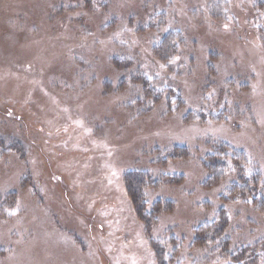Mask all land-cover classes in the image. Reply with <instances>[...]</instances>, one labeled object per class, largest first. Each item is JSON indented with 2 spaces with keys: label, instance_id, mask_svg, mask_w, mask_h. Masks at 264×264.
Wrapping results in <instances>:
<instances>
[{
  "label": "rangeland",
  "instance_id": "374dc122",
  "mask_svg": "<svg viewBox=\"0 0 264 264\" xmlns=\"http://www.w3.org/2000/svg\"><path fill=\"white\" fill-rule=\"evenodd\" d=\"M0 264H264V0H0Z\"/></svg>",
  "mask_w": 264,
  "mask_h": 264
},
{
  "label": "trees",
  "instance_id": "16d2710c",
  "mask_svg": "<svg viewBox=\"0 0 264 264\" xmlns=\"http://www.w3.org/2000/svg\"><path fill=\"white\" fill-rule=\"evenodd\" d=\"M224 152H226V150L222 148V149L218 150L216 153H213L211 155H207L206 156V158H207L206 160H208L207 169H208L209 173L211 174V177L210 178H214L212 176H216L217 173H222L224 171L223 170L224 169L223 164H221V162L218 161L219 157L221 159L222 158H225V159L228 158L227 157V154H225ZM227 152H229V153L231 152L230 154H231V157L232 158H236L238 155H240V151H237V150H232V151L229 150ZM228 159L232 163L235 162L231 158H228ZM142 175L143 176H146L143 173L142 174L135 175L134 176V181H133L134 186H132L133 189H131L129 191L127 190L128 191V194H129V196H130V198L132 200V203H133V205H134V207L136 209V213L138 215L144 213L143 212V204H139L140 198L139 197H136V195L134 193L135 192L134 190L136 188H138L137 190H141L142 188L145 187V186H143V184L141 182L142 181L141 180ZM127 179H129V176H128Z\"/></svg>",
  "mask_w": 264,
  "mask_h": 264
}]
</instances>
